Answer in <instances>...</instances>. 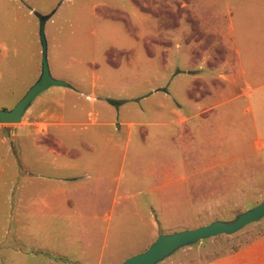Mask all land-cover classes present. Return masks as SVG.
I'll return each instance as SVG.
<instances>
[{"label": "rangeland", "instance_id": "1", "mask_svg": "<svg viewBox=\"0 0 264 264\" xmlns=\"http://www.w3.org/2000/svg\"><path fill=\"white\" fill-rule=\"evenodd\" d=\"M52 12L45 26L51 75L73 91L83 92H67L65 98L66 118L79 123L75 131L87 134L84 126L93 112L87 97L90 78L85 72H96V120L136 125L124 151V143H119L123 168L110 170L108 194L102 198L109 202L98 211L95 233L98 247L103 248L102 264H120L145 252L159 234L233 221L264 201L262 144L252 141L243 129L239 134L230 132L232 137L225 141L220 132L207 133L205 124L211 122L204 108L217 97L206 99L205 91L199 92L198 79L181 76L186 65L201 59L210 45L209 27L217 26L225 35L226 20L220 16L214 20L203 9L195 16L180 15L174 0H0V110L12 109L38 80V16ZM220 46L218 55L224 57L228 52ZM207 67H196L193 75L211 73L214 78L207 82L221 84L219 72H209ZM198 94L202 99L194 108L192 101ZM171 107L184 117H195L182 126H161L174 122ZM235 118L245 120L240 114ZM246 120L253 125L249 117ZM215 125L219 122L214 121L218 129ZM116 126L105 129L107 139L110 134L125 137L128 127L116 133ZM14 127L0 124V156L9 148L13 158ZM108 146L107 141L98 147V156L103 157ZM166 160L178 166L174 174L166 173L170 182L160 190L156 173ZM119 174L121 178L114 179ZM5 181L1 175L0 264H46L49 257L59 263L68 256L62 253L65 249L78 250L88 241L75 217H33L30 227L23 230V223H18L23 216L14 206L12 192L3 186ZM248 246L255 249L240 255ZM261 250L264 217L232 235L181 248L158 264H264Z\"/></svg>", "mask_w": 264, "mask_h": 264}, {"label": "crops", "instance_id": "2", "mask_svg": "<svg viewBox=\"0 0 264 264\" xmlns=\"http://www.w3.org/2000/svg\"><path fill=\"white\" fill-rule=\"evenodd\" d=\"M201 2L202 0H174V7L180 15L184 13L195 16L203 9L214 20L220 16L221 20H226V32L221 36L217 26H210V45L202 51L201 59L197 57L195 62L190 61L186 65L187 71L181 76L198 79L199 92L204 90L206 99L214 94L217 97L204 108L205 118L211 122L205 124L206 132L210 135L220 132L225 141L232 137V131L239 134L243 129L252 141L262 144L261 155L264 159V128H258L264 127V0ZM180 34L179 30L178 35ZM178 38L180 39V36ZM217 41H220L228 52L224 57L218 55L221 46ZM202 65L208 66L209 72H219L218 77L222 83L207 82V78H214L211 73L206 76H194L195 68H201ZM84 76L90 78L87 97L89 107L93 111L89 124H82L87 132L85 136L73 128L79 125L77 120L73 117L67 119L65 114L67 92L80 95H83V92L51 87L56 89L49 88L50 91L46 90V93L43 92V95L37 97L24 114L21 123L14 125L11 140L13 158H10L9 148L0 156L3 162L0 178L4 175L6 181L3 186L8 187L9 193L12 192L14 206L23 216L22 220H18V223H23V230L30 227L28 221L33 217H75L82 225V234L88 235V241L81 243L78 250L71 252V249H65L62 253L68 256L61 262L57 263L54 257H49L46 264H102L103 248L98 247L95 233L96 221L99 219L98 211L109 202V199L102 198L108 194L106 189L111 181L110 170L123 168L124 155L117 151L120 148L119 143H124V151L136 126L124 122H120L119 126L111 121L99 123L96 120V72H85ZM198 99H202L199 94L192 101L194 108L199 107ZM171 112L174 122H163L161 126H182L189 124L195 117H184L174 107H171ZM237 114L245 117V120H236ZM247 117L253 127L247 124ZM214 121L219 122V125H215L218 129H214ZM248 125L251 126L249 135ZM114 126L117 128L116 133L128 127L125 137L110 134L111 138L107 139L105 129ZM107 141L109 150L103 157L98 156V147L101 148L104 144L106 146ZM176 166L177 163L166 160L157 171L160 190L165 189L166 181L170 182L165 179L166 173L174 174ZM53 171L58 174H52ZM119 178L120 174L114 179ZM51 182L55 185L51 186ZM117 191L116 185L113 206L117 203ZM109 217L107 215L105 219L108 220ZM29 238L31 239L30 234L28 240ZM70 242L73 245L77 242L73 234L70 236ZM254 249L255 247L248 246L240 250V255ZM262 254L264 252L261 250L260 255Z\"/></svg>", "mask_w": 264, "mask_h": 264}, {"label": "water", "instance_id": "3", "mask_svg": "<svg viewBox=\"0 0 264 264\" xmlns=\"http://www.w3.org/2000/svg\"><path fill=\"white\" fill-rule=\"evenodd\" d=\"M53 14L54 12L47 16H38V35L41 46V71L39 78L12 109L0 110L1 125H16L21 123L24 114L33 101L49 88L62 87L72 89L68 83L53 78L50 72L45 26ZM263 217L264 201L239 214L233 221H214L206 226L192 230H183L172 234H159L154 243L145 252L133 256L120 264H158L181 248L219 235H232L243 227L260 221Z\"/></svg>", "mask_w": 264, "mask_h": 264}, {"label": "trees", "instance_id": "4", "mask_svg": "<svg viewBox=\"0 0 264 264\" xmlns=\"http://www.w3.org/2000/svg\"><path fill=\"white\" fill-rule=\"evenodd\" d=\"M111 104H115V103H113V102H110Z\"/></svg>", "mask_w": 264, "mask_h": 264}]
</instances>
